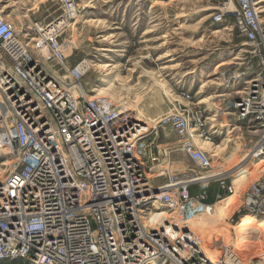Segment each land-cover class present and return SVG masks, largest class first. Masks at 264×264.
I'll return each mask as SVG.
<instances>
[{"label": "built area", "instance_id": "built-area-1", "mask_svg": "<svg viewBox=\"0 0 264 264\" xmlns=\"http://www.w3.org/2000/svg\"><path fill=\"white\" fill-rule=\"evenodd\" d=\"M230 2L234 7L214 13L212 22L233 20L258 69L222 72L230 89L222 95L225 108L258 136L248 154L252 159L264 156V0ZM73 5L72 0V14ZM44 28L36 24L38 36L31 40L40 52L47 44L53 71L0 12V58L10 64L0 73L14 77L0 88V127L13 125L16 133L1 140L16 165L0 181V264H246L234 247L202 252L190 227L192 209L183 208L196 201L205 212L212 209L203 202L208 189L212 182L226 184L228 175L192 170L156 184L147 171L152 156L141 152L140 140L141 132L150 138L153 131L142 130L130 111L108 97L92 99L82 86L92 61L72 67L61 50L59 28ZM183 96L191 102L189 92ZM205 112L201 104H184L166 120L181 137L180 149L202 168L212 164L210 152L196 141L212 140ZM193 185L199 193H191ZM236 189L232 181L231 196ZM238 207V213L264 215V172ZM157 211L168 216L152 221ZM248 264H264V252Z\"/></svg>", "mask_w": 264, "mask_h": 264}, {"label": "rangeland", "instance_id": "rangeland-1", "mask_svg": "<svg viewBox=\"0 0 264 264\" xmlns=\"http://www.w3.org/2000/svg\"><path fill=\"white\" fill-rule=\"evenodd\" d=\"M228 3L230 0H148L139 4L135 0H73V7L81 15L75 19V31H60L59 42L72 67L83 59L92 61L91 70L82 78V86L89 90L90 96L108 97L136 116L143 130L148 125L153 128L148 139H155L157 145L149 149L152 157L146 164L149 178L156 184L170 183L173 176L183 177L192 170L205 176L227 173L247 159L248 168L240 172L246 177L240 180L243 183H235L234 198L228 185L241 175L232 173L224 185L211 183L203 202L213 204L212 209L205 212L204 206L196 201L183 204V208L192 209L190 227L196 231L202 252H226L234 247L248 264L263 255L264 232L257 236V231H250L239 249L234 246L238 227L249 217L244 212L238 213V206L249 184L264 172V159L257 164L256 158L247 157L258 136L225 108L228 103L222 94H228L230 89L222 72L250 69L253 73L258 68L253 64L251 46L233 27V20L212 22L214 13L229 6ZM71 10L72 0H0L4 18L14 24L32 55L52 71L56 68L55 60L47 44L43 52L35 49L31 39L38 35L32 29L36 24L43 28L57 27L61 20L71 17ZM1 58L0 68L7 70L10 64ZM105 62L113 66L105 69L102 66ZM233 64L236 66L231 69ZM111 79L110 92H102L103 85ZM185 92L192 96L190 103L183 96ZM210 97L209 102H200ZM184 104H201L206 111L212 140L196 141L198 147L210 152L211 167L202 168L189 159L180 149L181 137L166 122ZM203 141L210 142L203 144ZM2 145L0 181L16 165L12 151ZM198 189L193 185L191 193H199ZM234 202V210L227 217L228 207ZM176 220L184 219L177 216Z\"/></svg>", "mask_w": 264, "mask_h": 264}, {"label": "bare ground", "instance_id": "bare-ground-1", "mask_svg": "<svg viewBox=\"0 0 264 264\" xmlns=\"http://www.w3.org/2000/svg\"><path fill=\"white\" fill-rule=\"evenodd\" d=\"M139 4V3H138ZM234 6V3L231 2V3H228V5H232ZM72 12V10H71ZM81 15V14H80ZM79 13L77 11L76 8L73 9V14L71 13V17L67 18V19H64V20H61L59 23H57V27L59 28V30L61 31V33H67V32H71V31H75L76 30V22H75V19H77L79 16ZM151 32V31H149ZM166 58V57H165ZM222 65V64H221ZM221 65L217 66L215 69L217 70ZM102 66L107 69L109 67H112L113 66V63H109V62H105V63H102ZM117 78L119 77V74H116ZM12 80H14V77L10 74L8 75L7 73H3L1 74L0 73V88H2L4 85L12 82ZM113 84H112V79L109 80L105 85H103V88H101L102 92L103 91H107L106 93H109L111 88H112ZM202 88H204V85H202ZM91 98H98L96 96H91ZM211 99L210 98H205L203 99L202 101H200L201 103H207L209 102ZM132 109V108H131ZM219 110H221L219 108ZM139 111V110H138ZM132 112L135 113L134 110H132ZM141 113L140 111L138 112V114ZM136 117V116H135ZM137 120V119H136ZM140 122V121H138ZM139 125L142 127V130H143V126L142 124L139 123ZM148 125V124H147ZM155 127V126H153ZM145 128H147V130L150 132L153 128L150 127L149 125L148 126H145ZM230 128V127H228ZM237 127H235L236 129ZM145 130V129H144ZM149 134V133H148ZM147 133L145 134V132H141L140 133V140L142 141L143 140V149L141 150V152L144 154L145 152H148V150L154 146H156V141L155 139H148V137L146 136ZM16 136V133H15V126L13 125H10V126H5V127H0V144L2 146H4V143L1 142V140L3 139H7V138H12V137H15ZM227 140H231L230 138L227 139ZM205 144V142L208 144L210 141H203ZM0 145V146H1ZM6 147V146H5ZM7 148V147H6ZM8 149V148H7ZM246 157V156H245ZM249 157V156H247ZM255 158V157H253ZM257 160V164L261 163L264 159V156H258L256 158ZM247 159L244 158V160L242 161V163H240V165H238L236 168H234L232 171L230 172H227V173H221L219 172L217 175H220V176H226V175H230L232 173H236V172H239L238 175H241V177L235 179V183L236 184H241L243 182H241L240 180H242L244 177H246L245 175L241 174L240 172L247 167L246 165V162ZM169 166V165H168ZM250 171V170H249ZM215 174V175H216ZM243 176V177H242ZM240 181V182H239ZM244 181V179L242 180ZM234 198V196H232ZM232 199V198H231ZM233 200V199H232ZM234 206H235V202L232 203V205L228 207V215L227 217L231 214V212L234 210ZM249 214V217L248 219H243V223H241L240 228L238 231H237V237L235 238L236 240L234 241V246H236L237 248L240 247V245L242 244L241 241L242 239H247L248 238V234L250 233V231H257L258 235H260V232H264V215H256V214H253V213H247ZM165 217V216H168L166 214V212H154L153 216H152V221L155 220L157 217ZM194 226V224H193ZM194 232L196 233V231L194 230ZM244 240V241H245ZM263 245V244H262ZM203 246V245H202ZM242 246V245H241ZM204 247V246H203ZM239 249V248H238ZM210 252V251H208ZM160 261H156V263H151V264H160Z\"/></svg>", "mask_w": 264, "mask_h": 264}]
</instances>
